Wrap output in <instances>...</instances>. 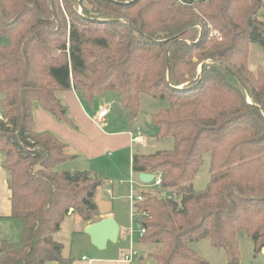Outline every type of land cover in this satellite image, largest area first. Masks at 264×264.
<instances>
[{
	"label": "trees",
	"instance_id": "16d2710c",
	"mask_svg": "<svg viewBox=\"0 0 264 264\" xmlns=\"http://www.w3.org/2000/svg\"><path fill=\"white\" fill-rule=\"evenodd\" d=\"M264 0H0V152L20 241L0 244V264H72L54 238L69 209L98 221L101 181L56 166L66 143L35 129L38 104L71 125L58 92L91 102L114 92L129 119L142 93L167 100L151 114L172 149L133 153L132 172L161 174L165 195L143 193L135 222L153 264H210L190 244L208 239L231 264L238 232L264 250V65L248 68L251 43L264 48ZM219 33L218 39L210 29ZM209 180L194 190L203 155ZM90 194V196H88ZM101 219V218H100ZM142 257V259H140Z\"/></svg>",
	"mask_w": 264,
	"mask_h": 264
},
{
	"label": "rangeland",
	"instance_id": "374dc122",
	"mask_svg": "<svg viewBox=\"0 0 264 264\" xmlns=\"http://www.w3.org/2000/svg\"><path fill=\"white\" fill-rule=\"evenodd\" d=\"M259 16L264 20V7L260 10ZM209 29L211 35L220 38L217 31ZM4 42L5 38L0 37V44ZM263 65L264 48L251 43L248 50L249 70L254 72L257 67ZM76 95L67 91L57 93L61 103L67 107L71 125L56 120L52 114L36 104L35 129L37 132L47 131L66 143L65 152L72 156L71 161H64L56 166V169L70 172L90 171L93 177L101 181L100 185L95 188L92 198L97 205L98 212L113 210L119 219L123 218L124 230L132 229V233L127 232L125 237L120 235L118 242H108L106 248L98 249L91 243L85 230L81 229L84 222L81 217L77 213H69L54 238L63 244L62 255L72 260L81 259V256L89 259L94 255L124 259L131 248L137 250L139 254H145L153 247L150 244L138 242L140 235L137 224L132 221V207L128 196L130 193L134 196L138 193H161V195L166 193L163 192L164 189L157 190L158 187L152 182L147 184L140 182L137 174L132 172L131 160L132 154L136 152L150 154L157 150L172 149V138H158L156 126L147 120L148 115L150 120L151 114L167 107L168 102L142 93L139 96V111L136 117L130 120L126 110L121 116L113 113L112 104L117 102L114 92L95 95L91 102ZM105 106L108 107V115L104 125L100 128L90 119H94L99 110ZM136 128L147 137L148 143L129 141L127 132ZM209 160V153H205L203 162L191 182L194 190H203L206 187L210 174ZM130 179L135 181L132 189ZM237 239L240 249L237 264H264V250L254 253L252 240L245 232H238ZM190 247L211 264H231L226 252L223 249L212 247L208 239L192 243ZM137 259L135 258L131 264H153L148 258L139 262Z\"/></svg>",
	"mask_w": 264,
	"mask_h": 264
},
{
	"label": "crops",
	"instance_id": "0c3cea01",
	"mask_svg": "<svg viewBox=\"0 0 264 264\" xmlns=\"http://www.w3.org/2000/svg\"><path fill=\"white\" fill-rule=\"evenodd\" d=\"M67 92H71L73 95L77 96L75 91H67ZM90 120L92 122V119ZM147 143H148V139H147ZM3 157H4L3 153L0 152V244L2 241H7L12 244H17L20 241V228L21 227H20V221L11 216V202H10L11 191L7 184V173L5 169L2 167ZM67 161H71V158L68 159ZM109 216L114 217V219L119 224V227H120L119 236L121 235L122 237H125L127 233H126V230H124V222H123L124 220L123 218L119 219L117 214H115L113 210H108L106 212L101 211L99 213L98 218L100 219V218L109 217ZM90 223L91 222L89 221L88 222L84 221L81 226V229L82 230L85 229V227ZM119 236H118V239H119ZM118 239L116 242H118ZM106 247H107V244L105 248ZM82 257L83 256H81V259L73 260L72 264H128V263L122 262L121 261L122 258H114L111 256H106V255L104 256L94 255V256H91V258L89 259L86 256H84L86 257L85 259H82ZM47 264H58V263L55 261H52V262H48Z\"/></svg>",
	"mask_w": 264,
	"mask_h": 264
},
{
	"label": "built area",
	"instance_id": "2783aa9c",
	"mask_svg": "<svg viewBox=\"0 0 264 264\" xmlns=\"http://www.w3.org/2000/svg\"><path fill=\"white\" fill-rule=\"evenodd\" d=\"M176 3L177 4H180V5H185V6H188V7H194V5L197 3V0H176ZM108 115V107L105 106V107H102L99 112L96 114L95 118L93 119L92 118V121L93 123L100 127L104 125V122H105V119ZM1 118V116H0ZM127 135L130 139V141L132 142H137V143H142V144H146L147 143V137L145 135H142V133L140 132V130L138 128L130 131V132H127ZM154 175V178L152 179V184L154 186H157L158 189L157 190H161L163 189L162 186H161V174L158 173V174H153ZM140 181V180H139ZM141 182V181H140ZM129 183H130V187L132 189L133 185L135 184V181L133 179H130L129 180ZM143 183V182H142ZM107 192L109 193L110 190L108 189ZM129 200H130V203H131V207H132V214H131V217H132V221L133 223L136 224L135 222V217H136V214H137V211H136V203L138 202H141L143 199H144V196L142 193H138L136 194L135 196L130 193L129 196H128ZM132 233V229L129 230V231H126V233ZM138 232H139V235H142L144 232H145V229L144 228H138ZM138 251L137 250H134L133 248L130 249V252L128 255H126L124 257V259H122L121 261L122 262H125V263H128V264H131L134 259L138 258ZM82 259H85V257L83 256Z\"/></svg>",
	"mask_w": 264,
	"mask_h": 264
},
{
	"label": "water",
	"instance_id": "95a60500",
	"mask_svg": "<svg viewBox=\"0 0 264 264\" xmlns=\"http://www.w3.org/2000/svg\"><path fill=\"white\" fill-rule=\"evenodd\" d=\"M113 113L116 116L123 115L124 111L121 106L114 102L112 104ZM147 120L149 122V115L147 116ZM138 179L147 184L152 181L154 175L148 172L138 173ZM90 196V194L88 195ZM72 208L69 209V213H71ZM139 228V225H136ZM85 233L90 237L91 243L98 249H104L107 242H116L119 236L120 227L114 217H104L99 219L98 221L92 222L85 227ZM142 259V257H140Z\"/></svg>",
	"mask_w": 264,
	"mask_h": 264
}]
</instances>
